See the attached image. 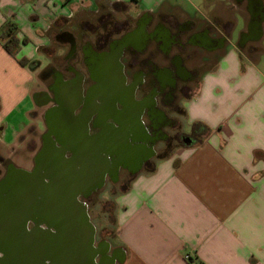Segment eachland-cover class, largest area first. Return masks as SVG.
<instances>
[{
    "label": "crops",
    "instance_id": "0c3cea01",
    "mask_svg": "<svg viewBox=\"0 0 264 264\" xmlns=\"http://www.w3.org/2000/svg\"><path fill=\"white\" fill-rule=\"evenodd\" d=\"M121 4L130 25L158 12L174 13L180 23L198 16L178 0H0V28L13 24L18 47L10 54L0 37V166L14 150L29 147L41 128L34 114L44 89L36 88L39 56L53 54L54 40L66 44L58 34L93 21L79 17L73 25L80 13L104 6L121 12ZM204 4L225 30L241 23L240 35L249 33L253 14L245 1ZM238 6L246 18L234 11L233 21L219 12ZM257 6L264 15L263 1ZM263 26L264 17L255 28ZM245 48L231 38L183 101L184 144L139 170L116 194L115 232L106 241L115 264H264V72L240 57L264 54V44L255 52ZM9 168L30 169L22 163Z\"/></svg>",
    "mask_w": 264,
    "mask_h": 264
},
{
    "label": "flooded vegetation",
    "instance_id": "af4514ba",
    "mask_svg": "<svg viewBox=\"0 0 264 264\" xmlns=\"http://www.w3.org/2000/svg\"><path fill=\"white\" fill-rule=\"evenodd\" d=\"M241 1H245L253 16L249 33H241L238 45L255 52L260 47L254 44L264 35V29L259 28L260 35L256 37L255 27L264 15L258 10L259 0ZM209 17L200 14L195 20L180 23L174 13L158 12L147 19L141 17L130 25L127 19L117 20L102 14L95 28L86 29L94 35L93 40L85 38L83 24L79 25L82 32L78 36L73 29L77 26L58 34L56 37L65 41L69 48L61 68L49 66L48 70L44 69L51 80L36 95L42 109L40 123L45 125V129L40 132L41 146L35 156L43 146L50 113L59 107L58 101L62 99L63 91L69 88L68 85L72 88L80 79L82 101L74 110V115L83 116L87 108L93 111L86 125L89 142L100 147L109 140L114 143V152L126 148L134 150L138 145L145 149L151 147L153 155L142 161L140 170L152 166L153 158L161 156L156 147L158 143L167 145L172 136L182 139L180 124L169 111L174 114L184 112L179 102L183 103L190 95L192 84L198 82L202 75L199 73L201 66L191 67L188 61L197 50L214 55L216 61V55L226 50L232 38L231 30L224 29L218 16L210 13ZM77 52H80V57ZM208 60V57L203 58L204 63ZM106 96L114 97V106L106 101ZM91 99L95 103L93 108L90 107ZM34 114L37 115L38 111ZM104 151L113 152V149L107 147ZM65 154L70 156L69 148ZM109 159L113 163L119 161L115 154ZM4 163L5 172L0 180L9 166V162ZM118 164L115 173L111 171L105 174L101 187H94L89 193L79 196L88 214L94 193L100 191L106 179L116 181L122 173L127 184L135 175L130 161H120ZM33 167L34 161L30 169ZM32 226L33 223L29 222L28 227ZM42 228L49 230L44 225ZM106 241L100 239L95 244L104 248ZM103 257L100 254L96 260L100 259L101 262Z\"/></svg>",
    "mask_w": 264,
    "mask_h": 264
},
{
    "label": "water",
    "instance_id": "95a60500",
    "mask_svg": "<svg viewBox=\"0 0 264 264\" xmlns=\"http://www.w3.org/2000/svg\"><path fill=\"white\" fill-rule=\"evenodd\" d=\"M256 32L259 37L260 29ZM68 86L59 107L50 113L43 146L34 159L33 178L20 177L11 196L0 198V264H115L105 253L108 242L104 248L95 244L96 228L79 196L101 187L105 174L115 173L120 161H130L137 173L142 161L153 155L152 148L138 145L134 150L114 152L109 140L100 147L91 144L86 125L93 111L87 108L83 116L74 115L82 101L80 79L72 88ZM105 99L114 106V97ZM90 102L93 108L95 103ZM107 147L113 152L104 151ZM67 148L70 156L65 154ZM48 152L59 153L62 161L48 157ZM114 154L116 163L109 159ZM16 171L32 173L9 168L0 182ZM100 254L104 256L101 262L96 260Z\"/></svg>",
    "mask_w": 264,
    "mask_h": 264
},
{
    "label": "rangeland",
    "instance_id": "374dc122",
    "mask_svg": "<svg viewBox=\"0 0 264 264\" xmlns=\"http://www.w3.org/2000/svg\"><path fill=\"white\" fill-rule=\"evenodd\" d=\"M178 3L182 7L191 9L197 15L204 13L206 14V16L209 17V11L207 7H205L206 4H204V0H178ZM223 4L224 3L222 4L220 2L218 3V5L220 6L221 5L224 6ZM238 7L239 8H234V9H229L228 7H226L228 8V10H222L219 12H221L224 17L227 14V16H230L233 21H235V15L233 14L234 11L239 13L240 15H243V17L246 18V12L243 9V6H238ZM115 8H116L115 6H113L112 8L108 6H104L100 10V12L96 14L92 12L91 13L82 12L79 14L77 18L74 19L73 25H75L79 17L88 18L89 20H93V21H89L90 22L89 24L83 23V26H82L84 29L83 31H85L88 28L93 29L96 27V24H98L97 20L95 19L102 14H104L107 17L113 18V19L123 20L126 16V13L124 12L125 6H123L122 4L117 6V9H124L121 12L118 10H114ZM213 13H216V12L213 10ZM241 27H242L241 23H238L237 26H235V28L231 31V36L233 40H237L239 38ZM73 29H75L74 33L77 36L78 34L80 35L82 32L81 27L79 25L77 27H73ZM263 29H264V26H263ZM85 36H86L85 38H88L90 40L94 39V35L92 34V32H90V30H86ZM80 38L81 40L83 39L81 36ZM261 43L264 44V35H263ZM261 43L259 41V43H255L254 45L257 44L260 48H262ZM68 48H69L68 45L60 44L54 40L52 41V45L48 49V51L52 52L53 54H45L43 56V59L41 58V56H39V59L41 60L42 65H43V68L41 70L43 71L40 75L37 74L36 76V88H39V87L45 88V85L51 80L50 76H47L44 73L46 72L45 70H48L49 66H55L57 68H61L64 65L65 56L68 52ZM77 55L78 57H80V52H77ZM206 57H208L209 60L204 63L203 58H206ZM240 57L243 63L247 61L257 63L256 64L257 67H259L264 72V54H240ZM214 59H215L214 55L209 56L208 54H205L204 52L197 50L194 54V57H192V59L188 61V65L191 67L201 66L199 73L202 74V72L213 67L215 63ZM47 60H48V64L46 63ZM196 86H197V82L195 84H192L191 86L192 92ZM179 103L183 105L182 101H180ZM41 111L42 109L38 108L39 116H41V113H42ZM171 112L172 111H169V114L175 116L180 124V131L181 130L185 131L186 128L184 126V120H185L184 112L181 111L179 114H174L173 112L172 113ZM43 129H45V125L41 124V128H40L41 131L35 130L36 134H32V137H30L31 139L27 142L29 144V147L35 144L34 150H31L28 146H25L24 148H21V149L14 150L15 152L12 154L9 161L7 162L13 163V164L22 163V165L26 166L27 168H31L33 166L34 153L38 150L40 146V140H38V136H40V132H42ZM168 132H173V130H169ZM31 133H33V131ZM172 135H175V134L173 133ZM182 144H184V142L180 138L178 139L172 136L170 142L167 145H164V144L162 145L161 143H158L156 147L159 151L158 153H160L161 156H165ZM47 155L50 158L54 157L55 160H58V163L62 161L59 153L54 154L53 152H48ZM155 160L156 158H153V161ZM143 170L144 169H142L141 171ZM29 171L32 172L29 175L23 174L18 171L13 172L15 174H11V175L9 174L7 180L1 181L0 182V198L4 196H11V193L16 188V185L18 184L17 181L20 177L24 178V177L29 176V179L31 180L33 178L31 177V175H33L34 169L32 168ZM4 172H5V163H2V165L0 166V176L1 174H4ZM123 176L124 175L121 173L119 175V179L113 182H111L109 179H106L104 186L100 188V191H98L97 193H94V196L90 202L89 216H90L92 223L96 227L95 243H97V241H99L100 239H105L109 241L112 240L113 234L115 232L114 198L116 194L119 193L121 189H123L126 186Z\"/></svg>",
    "mask_w": 264,
    "mask_h": 264
},
{
    "label": "trees",
    "instance_id": "16d2710c",
    "mask_svg": "<svg viewBox=\"0 0 264 264\" xmlns=\"http://www.w3.org/2000/svg\"><path fill=\"white\" fill-rule=\"evenodd\" d=\"M0 37L5 38V41L3 42L4 48L12 55L18 50L17 47V38L15 36L14 32V26L10 22H6L1 28H0ZM27 60L24 58L19 59V62L21 64H25ZM163 156H159L158 158H161Z\"/></svg>",
    "mask_w": 264,
    "mask_h": 264
},
{
    "label": "built area",
    "instance_id": "2783aa9c",
    "mask_svg": "<svg viewBox=\"0 0 264 264\" xmlns=\"http://www.w3.org/2000/svg\"><path fill=\"white\" fill-rule=\"evenodd\" d=\"M185 258H186V259H189V255H188V254H185Z\"/></svg>",
    "mask_w": 264,
    "mask_h": 264
}]
</instances>
